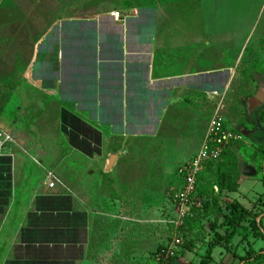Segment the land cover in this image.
Returning a JSON list of instances; mask_svg holds the SVG:
<instances>
[{"label": "rangeland", "instance_id": "1", "mask_svg": "<svg viewBox=\"0 0 264 264\" xmlns=\"http://www.w3.org/2000/svg\"><path fill=\"white\" fill-rule=\"evenodd\" d=\"M116 11L122 19H112ZM98 16L119 27L135 17L134 26L146 29L147 37L157 24L166 46L186 57L189 77L173 94L162 86L163 113L156 123L161 110L149 106L145 119L127 118V129L119 118L96 128L61 110L51 96L54 78L47 77L58 68L60 35L72 30L66 22ZM33 69L36 77L40 71L39 82H33ZM215 93L223 98L222 113L239 140L216 167L202 173V211L181 231L182 244L189 241V247L183 251L182 245L173 261H156L153 254L175 234L168 224L167 191L178 184V167L201 148L220 100ZM64 115L79 119H70V125L85 123L90 140L64 127ZM0 143V185L15 179L22 184L20 195L25 189L33 196L45 181L70 182L88 198L114 203L115 220L123 226L116 231L119 264H199L216 233L224 235L230 226L234 204L261 212L264 227V0H0ZM220 174L237 184L236 192L222 189ZM243 228L231 242L238 255L264 251L252 220ZM139 238L147 241L145 248L132 255ZM232 254L217 248L213 256L216 264H241ZM245 264H264V256Z\"/></svg>", "mask_w": 264, "mask_h": 264}, {"label": "crops", "instance_id": "2", "mask_svg": "<svg viewBox=\"0 0 264 264\" xmlns=\"http://www.w3.org/2000/svg\"><path fill=\"white\" fill-rule=\"evenodd\" d=\"M128 19L131 21L122 27L108 16L66 22L72 30L60 35L58 68L48 73V80L54 78L50 79L51 96L59 101L61 110L96 128L112 126L119 118L127 129V118L145 119L149 106L161 110L153 121L156 123L163 113L162 86H170L173 94L179 90L180 81L189 77L185 73L186 57L180 56L173 45L166 46L157 24L153 37H147L146 29L134 26L135 17ZM52 38L54 41L58 37ZM37 74L33 69L34 83L41 79L40 71ZM112 166L113 159L108 170ZM177 180L176 186H180L178 176ZM20 185L13 179L9 201L0 215V264H119L116 231L122 224L115 220L119 216L114 203L88 198L70 182L58 181L49 188L45 181L33 196L25 189L20 195ZM168 201L170 219L173 205ZM144 242L141 238L133 242L132 255L142 252L139 249L145 248Z\"/></svg>", "mask_w": 264, "mask_h": 264}, {"label": "built area", "instance_id": "3", "mask_svg": "<svg viewBox=\"0 0 264 264\" xmlns=\"http://www.w3.org/2000/svg\"><path fill=\"white\" fill-rule=\"evenodd\" d=\"M110 16L114 20L122 19L119 12H112ZM220 97L218 106L214 109L207 125L200 150L187 162L181 164L177 170V176L181 180L180 186L170 187L167 196L173 205V217L168 224L174 230V238L170 244L157 251L153 257L156 261L175 257L182 246L181 231L185 229L188 221L195 219L202 211V204L198 197V179L205 166L209 162L221 160L222 155L239 140V134L227 125L222 113L223 98ZM2 144L0 143V151ZM55 181L49 182V188L56 186Z\"/></svg>", "mask_w": 264, "mask_h": 264}, {"label": "trees", "instance_id": "4", "mask_svg": "<svg viewBox=\"0 0 264 264\" xmlns=\"http://www.w3.org/2000/svg\"><path fill=\"white\" fill-rule=\"evenodd\" d=\"M63 124L65 127V123L70 125V119L72 121L76 120V122H78V118L77 117H69L67 115H64L63 117ZM260 119H262V116H260ZM79 124H82L83 126H86L85 123L83 122H79ZM71 128L74 130V133L76 136L89 141L90 138L89 136L85 135L84 130H86L85 127L83 126H79L78 123L76 124V126L74 125H70ZM77 127V128H76ZM80 127V128H78ZM78 129V131H77ZM84 129V130H83ZM81 130V132H80ZM233 131L237 132L238 131L236 129H233ZM79 148V147H78ZM229 153V149L228 151H226L223 155L221 160ZM221 160L217 161V162H209L206 164V169L209 167L210 169L213 168L212 165H215L214 167H216V163H219ZM205 169V170H206ZM202 174V173H201ZM201 176H199L198 179V195H199V188H200V179ZM219 178L221 179L220 181V186L222 187V189L228 190L230 192H236L237 191V184H235L233 182V180L229 179L228 177H224L223 174L219 175ZM10 191H11V180L8 178L6 179L5 182L1 183L0 185V210L1 207L4 206L2 203L6 200L9 199L10 197ZM264 203V202H263ZM6 205V204H5ZM2 212V210L0 211V213ZM200 213V212H199ZM232 213H233V218L232 220L228 219V224L230 225L228 228H226L225 230V234L221 235L216 233V237L215 240H212L209 242L206 250H205V254L201 257L199 264H216L213 253L217 248H221L224 249L225 251L228 252H232L234 259H238L240 261V263H249L252 262L254 260H257L258 258H260L261 256H264V251H255L253 249L248 250V252L246 253V255L244 257L238 255L237 253V246H232V240L236 237L239 236V233L242 229H246L243 228V222L245 221H250L252 220L253 223V228L252 230H254V233L256 234L257 237H261L264 238V227L261 225V219L258 220V218L261 216V212H253L251 210H248L246 208H243L242 206H240L239 204H234L232 206ZM1 215V214H0ZM200 214H198V216L190 221H195L198 219ZM258 220V221H257ZM188 221L186 225H188V223L190 222ZM191 242H184L183 245V251H185V249H187L189 247L188 244H190ZM233 247V249H232ZM156 253V252H155ZM175 259V257L171 260L173 261ZM188 264H193L192 262L188 263Z\"/></svg>", "mask_w": 264, "mask_h": 264}, {"label": "water", "instance_id": "5", "mask_svg": "<svg viewBox=\"0 0 264 264\" xmlns=\"http://www.w3.org/2000/svg\"><path fill=\"white\" fill-rule=\"evenodd\" d=\"M111 164H112V161H111Z\"/></svg>", "mask_w": 264, "mask_h": 264}]
</instances>
